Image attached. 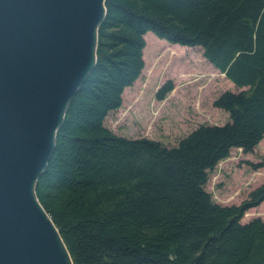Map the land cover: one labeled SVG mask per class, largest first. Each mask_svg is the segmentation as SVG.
<instances>
[{"label":"trees","instance_id":"trees-1","mask_svg":"<svg viewBox=\"0 0 264 264\" xmlns=\"http://www.w3.org/2000/svg\"><path fill=\"white\" fill-rule=\"evenodd\" d=\"M104 8L94 69L70 99L34 190L72 263L264 264V217L240 223L264 201V185L229 206L204 189L231 149L250 153L264 136V0H105ZM148 32L158 45L199 47L240 90L212 101L225 123L199 125L172 147L105 128L140 75ZM171 89L163 84L156 99Z\"/></svg>","mask_w":264,"mask_h":264},{"label":"water","instance_id":"water-1","mask_svg":"<svg viewBox=\"0 0 264 264\" xmlns=\"http://www.w3.org/2000/svg\"><path fill=\"white\" fill-rule=\"evenodd\" d=\"M104 2L0 0V264H73L34 190L94 69Z\"/></svg>","mask_w":264,"mask_h":264},{"label":"rangeland","instance_id":"rangeland-1","mask_svg":"<svg viewBox=\"0 0 264 264\" xmlns=\"http://www.w3.org/2000/svg\"><path fill=\"white\" fill-rule=\"evenodd\" d=\"M146 34L140 75L123 90L121 106L105 117V128L124 138H146L172 147L199 125L225 123L227 114L213 108L212 101L225 91L240 90L203 58L199 47L168 46L165 41L162 46ZM165 83L172 89L157 100L156 92ZM259 162L264 163V136L250 153L231 149L207 172L205 191L220 206L238 205L251 190L264 185V167L252 170L248 165ZM256 217H264V201L247 210L240 223Z\"/></svg>","mask_w":264,"mask_h":264},{"label":"bare ground","instance_id":"bare-ground-1","mask_svg":"<svg viewBox=\"0 0 264 264\" xmlns=\"http://www.w3.org/2000/svg\"><path fill=\"white\" fill-rule=\"evenodd\" d=\"M106 17V16H105ZM105 20V19H104ZM104 20H103V22H104ZM101 25V24H100ZM99 32V31H98ZM98 48V47H97ZM97 51V50H96ZM57 229V228H56ZM59 231V230H58ZM60 233V232H59ZM60 236V235H59ZM61 238V237H60ZM64 243V242H63ZM67 248V247H66Z\"/></svg>","mask_w":264,"mask_h":264}]
</instances>
